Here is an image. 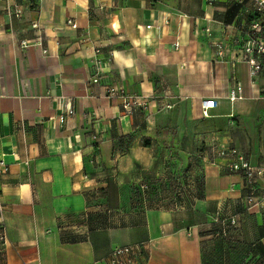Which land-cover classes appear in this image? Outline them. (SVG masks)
<instances>
[{"label": "crops", "instance_id": "crops-1", "mask_svg": "<svg viewBox=\"0 0 264 264\" xmlns=\"http://www.w3.org/2000/svg\"><path fill=\"white\" fill-rule=\"evenodd\" d=\"M16 1L0 0V159L9 165L0 264H105L113 247L133 244L143 246L140 264H264V200L248 211L244 180L215 157L236 147L264 165V80L252 82L230 46L249 0H29L22 19L9 21L6 4ZM38 37L42 47L20 48ZM216 41L227 48L222 62ZM96 48L114 58L91 85ZM233 71L244 98L232 105ZM109 87L150 97L149 107L123 116L120 99L105 98ZM68 106L74 114L61 124ZM164 164L191 177L187 198L162 201L188 203L187 214L119 211L133 207L132 183L157 178ZM217 214L236 218L224 239L214 233Z\"/></svg>", "mask_w": 264, "mask_h": 264}, {"label": "built area", "instance_id": "built-area-1", "mask_svg": "<svg viewBox=\"0 0 264 264\" xmlns=\"http://www.w3.org/2000/svg\"><path fill=\"white\" fill-rule=\"evenodd\" d=\"M40 1V0H38ZM249 5L244 9V13L251 18H247L244 23H238L235 26V35L230 38V46L237 48L240 51V57L248 67V76L252 82L256 80H264V0H249ZM29 0H17L13 4H6L5 15L12 20H21L24 11L28 8ZM66 25L75 29L76 24L73 21H66ZM32 28H38L36 23L31 25ZM4 29V24L0 22V32ZM42 39L40 37L30 40H21L20 48L27 49L31 46L42 47ZM174 49L179 47L176 42L172 45ZM214 50L213 57L217 61H224L227 48L223 43L216 41L211 43ZM42 54L46 55L47 50L42 49ZM114 58L113 51H107L106 55H102L99 48L93 50L91 64L94 68V73L91 75L88 84H98L102 78L103 71L109 67ZM232 84L227 91L226 99L230 104H235L243 100V85L235 77L233 71ZM105 98L120 99L121 110L123 116H130L137 111L146 110L150 104V97L137 96L128 94L123 88L109 87L105 89ZM259 98L264 100V84L259 89ZM214 107V101H203L201 105L202 115L207 117L208 111ZM165 108H170L166 106ZM74 110L68 106L59 116L58 120L63 124L67 117L72 116ZM94 139H96L94 137ZM216 159L222 160L224 168L227 172L239 175L244 180L245 203L247 210L256 206L259 200H264V188L257 187V182L264 181V165H252L245 155L236 147H220L215 151ZM9 165L0 159V186L2 179L7 175ZM87 178V177H86ZM142 189L146 188L141 186ZM2 207L0 206V245H4L5 224L1 214ZM214 224L218 226L220 231L216 236L226 237L230 227L237 224L234 216L224 217L219 214L214 217ZM143 246L140 244L124 245L113 247L105 258V264H140L143 257ZM97 264V263H93Z\"/></svg>", "mask_w": 264, "mask_h": 264}, {"label": "rangeland", "instance_id": "rangeland-1", "mask_svg": "<svg viewBox=\"0 0 264 264\" xmlns=\"http://www.w3.org/2000/svg\"><path fill=\"white\" fill-rule=\"evenodd\" d=\"M254 117L253 123L257 124L260 119ZM193 168L192 179L195 186V194L196 188L200 182L201 173V161L198 159H194L192 163H189V166ZM172 167V166H171ZM160 175L155 179H150L147 177L146 180H142L140 182L134 181L131 185V201L132 208H119V211H134L138 215H141L146 210H167L172 211L179 214H187L189 210L188 203L184 204V207H174L170 206V202H162L164 200H173V199H181L187 198L183 195V191L186 188L185 180H191L190 175L186 176L185 172L175 171L174 169H170V166L165 165L161 167ZM145 186L146 188L142 189L141 186ZM188 190V189H187ZM181 194V195H180Z\"/></svg>", "mask_w": 264, "mask_h": 264}, {"label": "trees", "instance_id": "trees-1", "mask_svg": "<svg viewBox=\"0 0 264 264\" xmlns=\"http://www.w3.org/2000/svg\"><path fill=\"white\" fill-rule=\"evenodd\" d=\"M248 18H251V16H248ZM203 185H204L203 176L201 175L200 182H199V184H198V186L196 188V194H195V196H197L198 198H202L203 197ZM215 226H216L217 229L214 230V233L216 234V233H218L220 231V229L218 228L217 225H215ZM229 233H230V229H229L228 235L226 237L229 236ZM217 237L222 238V239L225 238V237H221V236H217Z\"/></svg>", "mask_w": 264, "mask_h": 264}]
</instances>
